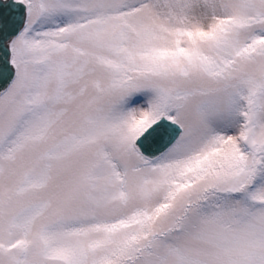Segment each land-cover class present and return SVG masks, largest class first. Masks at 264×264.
I'll return each mask as SVG.
<instances>
[{
    "label": "snow or ice",
    "instance_id": "snow-or-ice-1",
    "mask_svg": "<svg viewBox=\"0 0 264 264\" xmlns=\"http://www.w3.org/2000/svg\"><path fill=\"white\" fill-rule=\"evenodd\" d=\"M0 264H264V0H0Z\"/></svg>",
    "mask_w": 264,
    "mask_h": 264
},
{
    "label": "water",
    "instance_id": "water-1",
    "mask_svg": "<svg viewBox=\"0 0 264 264\" xmlns=\"http://www.w3.org/2000/svg\"><path fill=\"white\" fill-rule=\"evenodd\" d=\"M0 55H2V53H0Z\"/></svg>",
    "mask_w": 264,
    "mask_h": 264
}]
</instances>
